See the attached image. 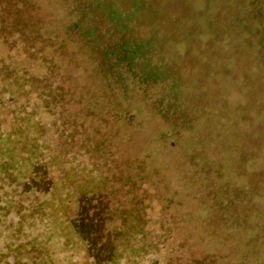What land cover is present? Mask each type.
<instances>
[{
    "label": "rangeland",
    "instance_id": "374dc122",
    "mask_svg": "<svg viewBox=\"0 0 264 264\" xmlns=\"http://www.w3.org/2000/svg\"><path fill=\"white\" fill-rule=\"evenodd\" d=\"M106 1L129 40L144 39L166 61L164 85L193 86L195 107L204 108L195 146L214 186L202 192L201 181L164 168L144 123L150 114L116 119L113 102L82 96L76 77L64 83L74 92L71 111L53 114L8 75L31 65H15L0 44V264H191L194 250L208 248L197 226L222 224L210 221L221 187L259 215L264 232V22L246 0ZM33 72L44 74L37 65ZM134 209L136 218L127 212ZM79 214L97 215L86 226H103L92 246L73 227Z\"/></svg>",
    "mask_w": 264,
    "mask_h": 264
},
{
    "label": "trees",
    "instance_id": "16d2710c",
    "mask_svg": "<svg viewBox=\"0 0 264 264\" xmlns=\"http://www.w3.org/2000/svg\"><path fill=\"white\" fill-rule=\"evenodd\" d=\"M251 5L257 23L264 22V0H246V6ZM126 35V23L106 0H55V4L46 0V5L37 0H0V44L8 47L9 59L17 56L15 65H31L21 66L23 73L19 75L9 66L10 77L28 83L53 114L57 107L71 111L69 102L74 92L64 84L71 77L84 85L82 96L98 93L113 102L114 110L121 111L114 112L116 119L126 111L131 119L147 112L150 115L144 123L152 131L164 168L172 167L201 181L203 192L214 186L206 154L202 146H195L201 145L200 116L204 108L195 107L193 86L187 81L164 85L168 79L158 74L166 61H158L144 39L134 42ZM261 37L264 53V35ZM36 65L43 69V75L33 72ZM3 73L0 67V75ZM93 107L97 105H91L90 110ZM126 141H133L131 135H126ZM218 189L225 197L210 202L216 209L210 221L215 223L220 216L222 224L197 226L208 248L194 250L191 264H264V232L255 226L259 215L248 216L235 195L226 187ZM202 202L198 199L199 204ZM127 212L136 218V209ZM96 218L81 219L79 214L73 222V227L80 226L76 231L90 246L104 235L101 223L84 224L87 220L96 223ZM92 250L89 247L90 253Z\"/></svg>",
    "mask_w": 264,
    "mask_h": 264
}]
</instances>
